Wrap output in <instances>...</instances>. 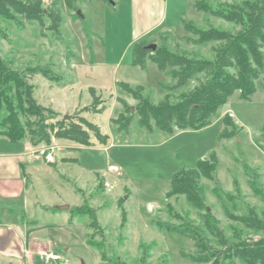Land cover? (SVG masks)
Returning a JSON list of instances; mask_svg holds the SVG:
<instances>
[{
    "label": "rangeland",
    "instance_id": "obj_1",
    "mask_svg": "<svg viewBox=\"0 0 264 264\" xmlns=\"http://www.w3.org/2000/svg\"><path fill=\"white\" fill-rule=\"evenodd\" d=\"M43 1L45 8L52 6L53 0ZM236 1L206 0L212 6ZM57 2L62 15L58 32L48 30V17L42 29L39 22L20 24L0 16V56L18 71L50 66L62 80L31 76L36 99L59 112V118L79 112L109 139L102 144L92 134L93 146L53 139L34 152L39 158L35 166L22 157L28 191L20 198H0V223L32 231L39 242L33 246L27 240L31 258L0 253V264H44L34 259L41 250L58 252L61 260L56 264H199L190 259L199 255L194 241L161 226L196 225L207 243L219 248L217 238L203 226L208 207L230 243L259 240L261 233L237 217L254 209L264 219V199L255 191L258 187L264 192V76L256 81L253 96L244 100L234 94L202 129L170 134L154 126L150 131L140 122L139 100L122 83L158 103L167 93L165 85L173 81L151 61L146 67L134 64L130 4L77 0L76 9H71L63 0ZM188 9L185 20L200 27L234 29L193 4ZM183 25L179 19L170 32L148 41L213 59V47L219 43L197 44ZM91 87L106 105L101 113L81 110L93 102ZM7 148L0 144L3 152ZM49 152L54 162L47 160ZM212 153L216 157L211 178L198 180L204 209L191 206L185 195L168 196L175 173L195 168ZM61 205L69 209H58ZM88 210L98 229L89 227L91 219L82 213ZM88 240L100 246L106 260ZM234 264L242 263L236 259Z\"/></svg>",
    "mask_w": 264,
    "mask_h": 264
},
{
    "label": "trees",
    "instance_id": "obj_2",
    "mask_svg": "<svg viewBox=\"0 0 264 264\" xmlns=\"http://www.w3.org/2000/svg\"><path fill=\"white\" fill-rule=\"evenodd\" d=\"M57 1L53 0L52 6L45 8L43 0H0V16L20 24L39 22L42 29L45 27L44 18L48 17L51 20L48 30L58 32L62 15ZM63 1L69 8L76 9L77 0ZM196 6L198 10L222 18L234 27L233 30L214 26L203 28L191 21L184 22L185 31L195 37L197 44L219 43L213 47V59L193 57L170 50L165 45L152 49L148 45L153 41L149 42L148 39L133 45L135 65L146 67L151 61L173 81V84L165 85L167 93L158 103L150 102L139 91L122 83V87L139 100L140 122L150 131L154 126L170 134L176 129H202L234 94L239 93L244 100L253 96L257 91L256 81L264 76V0L220 2L216 6L201 0ZM36 74L52 82L62 80V76L50 66L35 65L18 71L10 61L0 56V135L12 142L28 139L34 146L50 144L53 139H67L93 146L92 134L100 143H107L109 135L79 112L69 119L64 116L59 118V112L40 103L34 96V84L30 82V77ZM90 92L93 102L82 108V112H103L106 108L104 100L94 87L90 88ZM172 93H177V97H173ZM225 120L229 124V119ZM215 157L216 154L212 153L209 159L200 160L195 168L175 173L168 196L185 195L191 206L204 209L198 180L200 177L211 178ZM255 191L264 199V192L260 188H255ZM75 210L81 211L80 208ZM206 210L202 216L203 226L217 238L219 248L209 245L196 225L164 224L161 228L194 241L199 255H190V259L195 263L234 264L237 259L242 264H264V219L254 209L237 217V220L261 233L260 239L231 243L219 227L218 220ZM82 213L89 215L90 228H99L96 217L89 210ZM88 242L99 249L103 260H106L100 246L90 240Z\"/></svg>",
    "mask_w": 264,
    "mask_h": 264
},
{
    "label": "crops",
    "instance_id": "obj_3",
    "mask_svg": "<svg viewBox=\"0 0 264 264\" xmlns=\"http://www.w3.org/2000/svg\"><path fill=\"white\" fill-rule=\"evenodd\" d=\"M130 4V16L134 23L132 44L143 39L153 38L170 32L177 21L185 20L188 8L201 0H126ZM198 10V9H197ZM0 140V144L7 146L8 150L0 149V198H20L28 191L27 165L22 157H27L33 166L39 159L34 152L43 145L34 146L26 141L12 142L7 137ZM35 164V165H34ZM34 232L26 231L23 227H13L12 224L0 223V253L9 258H31L27 253L26 242L29 245L39 242ZM37 257L35 256L34 259Z\"/></svg>",
    "mask_w": 264,
    "mask_h": 264
},
{
    "label": "built area",
    "instance_id": "obj_4",
    "mask_svg": "<svg viewBox=\"0 0 264 264\" xmlns=\"http://www.w3.org/2000/svg\"><path fill=\"white\" fill-rule=\"evenodd\" d=\"M47 160L50 162H54L55 158L52 152H49L46 156ZM38 260H40L44 264H56L61 260V255L58 252L52 250H41L36 254Z\"/></svg>",
    "mask_w": 264,
    "mask_h": 264
},
{
    "label": "water",
    "instance_id": "obj_5",
    "mask_svg": "<svg viewBox=\"0 0 264 264\" xmlns=\"http://www.w3.org/2000/svg\"><path fill=\"white\" fill-rule=\"evenodd\" d=\"M78 14L81 15V12L78 11ZM148 47L149 48H152V49H156L157 48V44L151 43V44L148 45ZM132 110H133V107H132ZM64 118L65 119H69V118H71V115H64ZM57 208L58 209H61V210H63V209H69V205H61V206H58ZM208 211H209V207H208ZM83 264H85V263L83 262Z\"/></svg>",
    "mask_w": 264,
    "mask_h": 264
}]
</instances>
